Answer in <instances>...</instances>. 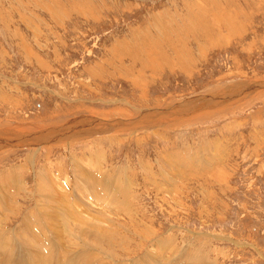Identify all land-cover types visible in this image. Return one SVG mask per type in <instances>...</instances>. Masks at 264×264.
Wrapping results in <instances>:
<instances>
[{
    "label": "rangeland",
    "instance_id": "374dc122",
    "mask_svg": "<svg viewBox=\"0 0 264 264\" xmlns=\"http://www.w3.org/2000/svg\"><path fill=\"white\" fill-rule=\"evenodd\" d=\"M0 132V264H264V0H0Z\"/></svg>",
    "mask_w": 264,
    "mask_h": 264
},
{
    "label": "bare ground",
    "instance_id": "6f19581e",
    "mask_svg": "<svg viewBox=\"0 0 264 264\" xmlns=\"http://www.w3.org/2000/svg\"><path fill=\"white\" fill-rule=\"evenodd\" d=\"M234 89H235V88H234ZM231 91H232V90H231ZM236 96H237V95H236ZM237 97H238V96H237ZM204 98H205V97H204ZM202 101H203V98H202ZM194 102H195V101H194ZM200 104H201V103H200ZM204 105H205V103L203 104V106H204ZM191 106H193V105H191ZM191 106H190V107H191ZM206 108H207V106L205 105L201 110H204V111H205ZM188 110L191 111V112L194 111V109H193V110L188 109ZM195 110H196V109H195ZM182 112H183V111H182ZM191 112H190V113H191ZM172 113H174V111H173ZM174 114H175V113H174ZM160 118H161V117H160ZM160 118H159V119H160ZM159 119H158V120H159ZM145 120H147L146 116L143 117L142 120L139 121L138 123H143V121H145ZM89 123H90V122H89ZM125 123H126V122H125ZM127 123H129V122H127ZM70 124L73 125V123H70ZM70 124H69V125H70ZM77 125H78V124H77ZM77 125H76V126H77ZM84 125H85V124H84ZM120 125H122V124H120ZM151 125H152L151 122H149V123L146 124V127H147V128H150ZM81 126H82V125H81ZM98 127H99V126H98ZM146 127H145V129H146ZM84 128H85V127H84ZM89 128H90V127H89ZM140 128H141V127H140ZM62 129H63V128H62ZM62 129H61V130H62ZM14 130H15V129H14ZM67 131H68V130H67ZM72 131H74V130H72ZM84 131H85V130H84ZM84 131H83V132H84ZM98 131H99V130H98ZM0 133H1V132H0ZM9 133H12V132H9ZM17 133H18V132H17ZM62 133H63V132H62ZM103 133H105V131H104ZM1 134H2V133H1ZM6 134H7V131L5 132V134H2V135H5V136H6ZM60 134H61V133H60ZM81 135H83V134H81ZM7 137H8V136H7ZM7 137H5V138H7ZM9 137H10V136H9ZM70 137H74V135L72 134V136H70ZM0 138H1V137H0ZM12 138H13V137H12ZM78 138H79V137H78ZM51 140H52V139L48 140V142H50ZM62 140H63V139H62ZM58 141H59V139H58ZM3 142H4V141H3ZM8 142H9V141H8ZM17 142H19V141H17ZM1 143H2V142H1ZM6 143H7V142H6ZM42 144H43V143H42ZM42 144H40V145H42ZM15 145H16V143H15ZM29 145L32 146L33 144L31 143V144H29ZM40 145H39V146H40ZM16 146H18V145H16ZM19 146H20V145H19ZM24 146H25V145H24ZM87 179H88V178H87ZM89 180L93 181V179H89ZM89 183H90V182H89ZM95 183H96V182H95ZM92 185H93V183H92ZM90 186H91V184L89 185V187H90ZM98 186H99V185H98ZM95 187H96V185H95ZM95 187L92 188V186H91V189H90V190L95 189ZM96 189H98V187H97ZM93 191H94V190H93ZM95 191H96V190H95ZM91 192H92V191H91ZM9 193H10V192H9ZM94 193H95V192H94ZM1 198H2V197H1ZM56 199H57V198H56ZM104 200H105V199H104ZM119 200H120V199H119ZM125 202H126V201H125ZM3 203H4V202H3ZM60 205H61V204H60ZM79 205H80V204H79ZM5 207H6V205H5ZM63 207H64V206H63ZM35 208H36V207H35ZM61 208H62V207H61ZM66 208H67V207H66ZM67 209H68V208H67ZM39 211H40V210H39ZM2 213H3V212H2ZM2 215H3V214H2ZM31 225H32V224H31ZM29 226H30V225H29ZM33 228H34V226H33ZM31 230H33V229H31ZM33 231H34V230H33ZM23 232H24V231H23ZM27 232H28V231H27ZM31 232H32V231H31ZM75 236H76V235H75ZM75 238H76V237H75ZM8 241H9V240H8ZM9 243H10V242H9ZM47 251H48V250H47ZM29 252H30V251H29ZM9 258L11 259V257H9ZM14 258H15V257H14ZM11 260H12V259H11ZM19 261H20V264H24V263H25V262H24V259H23V256L21 257V259H20ZM10 262H11V261H10ZM70 263H71V262H70ZM72 263H73V262H72ZM12 264H16V263H13V262H12Z\"/></svg>",
    "mask_w": 264,
    "mask_h": 264
},
{
    "label": "crops",
    "instance_id": "0c3cea01",
    "mask_svg": "<svg viewBox=\"0 0 264 264\" xmlns=\"http://www.w3.org/2000/svg\"><path fill=\"white\" fill-rule=\"evenodd\" d=\"M193 113H194V111H192ZM190 113V114H193V113ZM43 263H46L45 261H44V259H43V261L40 263V264H43Z\"/></svg>",
    "mask_w": 264,
    "mask_h": 264
}]
</instances>
